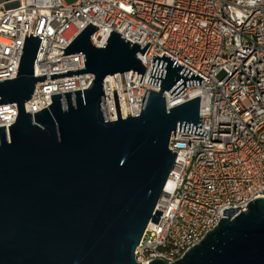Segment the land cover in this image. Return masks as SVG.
Segmentation results:
<instances>
[{
	"label": "water",
	"instance_id": "water-1",
	"mask_svg": "<svg viewBox=\"0 0 264 264\" xmlns=\"http://www.w3.org/2000/svg\"><path fill=\"white\" fill-rule=\"evenodd\" d=\"M25 42L17 77L0 81V105L16 103L14 124L0 127V264H140L135 249L151 221L176 152L169 149L176 130L206 136L199 115V96L165 111L163 93L177 96L202 78L175 60L154 55L142 111L132 117L124 72L145 73L140 49L113 31L105 44L91 40L89 24L64 50L83 53L85 68L51 74L52 79L90 73L89 88L51 95L48 108L32 114L24 103L38 82L34 62L42 39ZM133 72L131 78L133 76ZM120 73L128 117L122 119L114 81ZM111 76L118 120L109 121L103 80ZM137 77V76H136ZM130 78V79H131ZM142 78V76H141ZM141 78L140 81L141 82ZM136 81V79H135ZM225 208L218 224L199 244L172 262L149 264H264V198Z\"/></svg>",
	"mask_w": 264,
	"mask_h": 264
},
{
	"label": "built area",
	"instance_id": "built-area-1",
	"mask_svg": "<svg viewBox=\"0 0 264 264\" xmlns=\"http://www.w3.org/2000/svg\"><path fill=\"white\" fill-rule=\"evenodd\" d=\"M37 16L32 36L44 22L34 76L48 80L38 82L24 103L32 116L51 105V95L91 85L90 73L50 77L85 68L83 53L48 58L64 54L53 46L66 49L90 23L99 28L90 37L97 47L113 31L140 49L150 43L143 55L137 52L145 73H123L132 117L141 113L147 91L159 90L148 83L154 55L166 54L202 78L177 96L163 93L166 112L199 96L198 129L207 135L177 127L171 133L172 185L166 190V183L157 203L163 212L158 225L148 223L135 249L138 263L180 259L218 224L223 209L246 211L249 202L264 198V0H0V81L17 77L26 19L30 37ZM114 81L125 119L120 73ZM103 90L109 121L118 120L111 76L104 78ZM17 115L16 103L0 105V127L7 135Z\"/></svg>",
	"mask_w": 264,
	"mask_h": 264
},
{
	"label": "bare ground",
	"instance_id": "bare-ground-1",
	"mask_svg": "<svg viewBox=\"0 0 264 264\" xmlns=\"http://www.w3.org/2000/svg\"><path fill=\"white\" fill-rule=\"evenodd\" d=\"M171 185H172V181H171V179H169L167 181L166 190L169 189Z\"/></svg>",
	"mask_w": 264,
	"mask_h": 264
},
{
	"label": "rangeland",
	"instance_id": "rangeland-1",
	"mask_svg": "<svg viewBox=\"0 0 264 264\" xmlns=\"http://www.w3.org/2000/svg\"><path fill=\"white\" fill-rule=\"evenodd\" d=\"M74 1H76V0H66V3H67V4H71V3H73Z\"/></svg>",
	"mask_w": 264,
	"mask_h": 264
}]
</instances>
